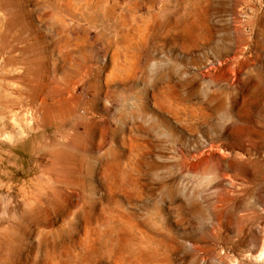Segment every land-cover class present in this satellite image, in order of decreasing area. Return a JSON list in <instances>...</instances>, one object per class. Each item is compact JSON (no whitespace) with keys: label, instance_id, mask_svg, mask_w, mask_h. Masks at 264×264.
<instances>
[{"label":"rangeland","instance_id":"rangeland-1","mask_svg":"<svg viewBox=\"0 0 264 264\" xmlns=\"http://www.w3.org/2000/svg\"><path fill=\"white\" fill-rule=\"evenodd\" d=\"M181 1L0 0V264H264V0Z\"/></svg>","mask_w":264,"mask_h":264},{"label":"bare ground","instance_id":"bare-ground-1","mask_svg":"<svg viewBox=\"0 0 264 264\" xmlns=\"http://www.w3.org/2000/svg\"><path fill=\"white\" fill-rule=\"evenodd\" d=\"M179 2V3H178ZM178 2H177V7H181L182 5L180 4V2H182L181 0H178Z\"/></svg>","mask_w":264,"mask_h":264}]
</instances>
